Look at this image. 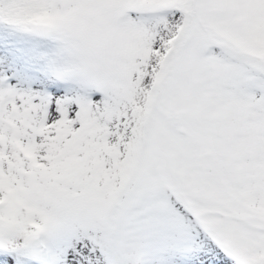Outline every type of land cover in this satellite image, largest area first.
I'll list each match as a JSON object with an SVG mask.
<instances>
[{"label":"snow or ice","instance_id":"1","mask_svg":"<svg viewBox=\"0 0 264 264\" xmlns=\"http://www.w3.org/2000/svg\"><path fill=\"white\" fill-rule=\"evenodd\" d=\"M0 264H264V0H0Z\"/></svg>","mask_w":264,"mask_h":264}]
</instances>
